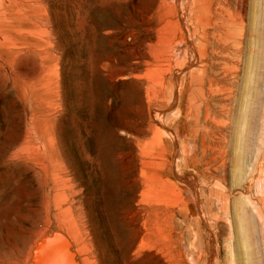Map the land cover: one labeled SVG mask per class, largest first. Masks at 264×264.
Instances as JSON below:
<instances>
[{
    "label": "rangeland",
    "instance_id": "1",
    "mask_svg": "<svg viewBox=\"0 0 264 264\" xmlns=\"http://www.w3.org/2000/svg\"><path fill=\"white\" fill-rule=\"evenodd\" d=\"M0 264H264V0H0Z\"/></svg>",
    "mask_w": 264,
    "mask_h": 264
}]
</instances>
